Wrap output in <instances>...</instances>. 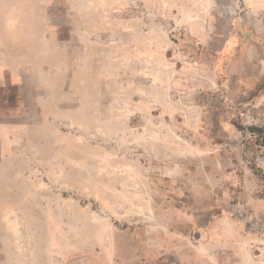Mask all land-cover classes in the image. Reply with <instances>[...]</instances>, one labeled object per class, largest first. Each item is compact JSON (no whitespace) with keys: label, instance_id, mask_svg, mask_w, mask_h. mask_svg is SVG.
Masks as SVG:
<instances>
[{"label":"rangeland","instance_id":"rangeland-1","mask_svg":"<svg viewBox=\"0 0 264 264\" xmlns=\"http://www.w3.org/2000/svg\"><path fill=\"white\" fill-rule=\"evenodd\" d=\"M83 1L99 15L85 38L126 43L129 89L164 82L174 117L53 127L45 148L35 131L52 159L0 187V264H264V147L247 144L264 123V0Z\"/></svg>","mask_w":264,"mask_h":264},{"label":"crops","instance_id":"crops-1","mask_svg":"<svg viewBox=\"0 0 264 264\" xmlns=\"http://www.w3.org/2000/svg\"><path fill=\"white\" fill-rule=\"evenodd\" d=\"M85 17L99 15L83 0H0V187L51 161V153L34 152L35 131L45 148L53 127L115 134L173 119L168 97L157 95L165 83L131 91L123 79L133 68L130 49L88 41Z\"/></svg>","mask_w":264,"mask_h":264},{"label":"trees","instance_id":"trees-1","mask_svg":"<svg viewBox=\"0 0 264 264\" xmlns=\"http://www.w3.org/2000/svg\"><path fill=\"white\" fill-rule=\"evenodd\" d=\"M247 130L249 132L247 144L264 147V123L260 126L249 127Z\"/></svg>","mask_w":264,"mask_h":264}]
</instances>
